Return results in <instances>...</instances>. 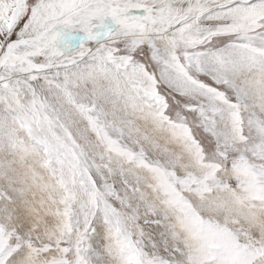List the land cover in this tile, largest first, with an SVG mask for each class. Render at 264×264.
Listing matches in <instances>:
<instances>
[{
  "label": "snow or ice",
  "instance_id": "6c2138e0",
  "mask_svg": "<svg viewBox=\"0 0 264 264\" xmlns=\"http://www.w3.org/2000/svg\"><path fill=\"white\" fill-rule=\"evenodd\" d=\"M0 264H264V0H0Z\"/></svg>",
  "mask_w": 264,
  "mask_h": 264
},
{
  "label": "rangeland",
  "instance_id": "374dc122",
  "mask_svg": "<svg viewBox=\"0 0 264 264\" xmlns=\"http://www.w3.org/2000/svg\"><path fill=\"white\" fill-rule=\"evenodd\" d=\"M63 30V26L62 25H58L57 26V31H62Z\"/></svg>",
  "mask_w": 264,
  "mask_h": 264
}]
</instances>
